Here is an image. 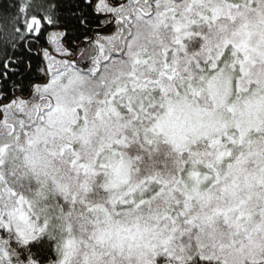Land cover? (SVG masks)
Wrapping results in <instances>:
<instances>
[{"label": "snow or ice", "instance_id": "1", "mask_svg": "<svg viewBox=\"0 0 264 264\" xmlns=\"http://www.w3.org/2000/svg\"><path fill=\"white\" fill-rule=\"evenodd\" d=\"M0 264H264V0H0Z\"/></svg>", "mask_w": 264, "mask_h": 264}]
</instances>
